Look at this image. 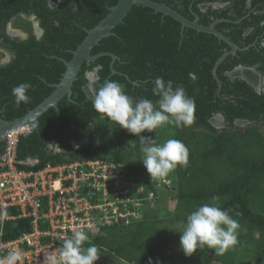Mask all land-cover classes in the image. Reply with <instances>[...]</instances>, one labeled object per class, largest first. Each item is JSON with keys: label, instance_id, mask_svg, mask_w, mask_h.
Segmentation results:
<instances>
[{"label": "trees", "instance_id": "1", "mask_svg": "<svg viewBox=\"0 0 264 264\" xmlns=\"http://www.w3.org/2000/svg\"><path fill=\"white\" fill-rule=\"evenodd\" d=\"M156 1L190 20L197 14L200 23L206 26L217 18L231 20L222 21L216 29L230 36L240 47L249 48L239 50L237 55L229 54L217 66L218 80L214 67L231 48L228 43L211 33L182 28L173 17L135 4L113 34L93 48L92 55H104L83 64L71 97L65 96L58 103L60 115L54 108L49 109L35 121L36 128L30 134L20 136L18 159L36 162L19 168L40 170L48 163L57 165L92 158L129 165L130 175L143 176L144 168L131 161L134 148L130 140L137 136L93 108L92 99L84 90L89 82L88 73L97 69L94 92L105 80H111L122 84L133 98L153 102L158 100L152 92L155 78L171 80L174 87L183 86L187 96L195 102V121L187 127L172 124L175 134L167 137V140H182L189 150L188 165L175 168L172 196H176V208L167 211V215L183 226L187 216L198 206L217 201L239 223L238 242L224 254H217L205 245L191 255L183 252L181 264H241L238 253L249 250L254 244L264 253V192L255 193L261 200L259 203L253 193L264 181V91L259 93L246 81L232 79L227 73L244 65L255 67L264 76V47L260 46V35H264V0H251L257 9L250 13L246 9L248 0ZM117 2L60 0L52 7L49 0H0V50L11 55L6 63H2L0 57V118L11 121L22 117L47 98L66 70L65 61L72 58L73 51L85 38L86 29L97 25ZM216 3L227 4L228 8H214ZM203 4H208L205 11L200 7ZM33 16L43 31L41 36L34 33ZM10 24L21 28L28 36L10 35ZM249 27L252 31L243 35ZM111 53L117 56L115 60ZM24 82L32 85L27 91L30 102L17 106L11 90ZM217 114L224 117L222 129L210 122ZM237 120L250 123L246 129L238 128ZM167 125L170 124L141 135L157 139L154 135L162 129L166 132ZM249 136L255 141L243 142ZM48 142H55L62 149L50 150ZM259 146L260 155H249L247 148L258 149ZM5 147V140H0V155ZM253 205L259 210H253ZM7 213L18 212L9 208ZM242 217L246 218L244 222ZM161 223L159 210L143 209L140 221L87 229L89 241L83 246L94 244L100 254H106L109 259L124 257L129 263L134 260V264H176L179 255L170 246L169 237L164 235L168 226ZM251 223L259 227L257 232L253 231ZM170 226L176 228L174 224ZM30 229L27 218L0 220L3 240L13 239Z\"/></svg>", "mask_w": 264, "mask_h": 264}, {"label": "built area", "instance_id": "2", "mask_svg": "<svg viewBox=\"0 0 264 264\" xmlns=\"http://www.w3.org/2000/svg\"><path fill=\"white\" fill-rule=\"evenodd\" d=\"M31 131L30 127L10 130L0 155V220L27 218L31 224L29 231L13 239L0 238V264H6L14 251L21 254L16 264H48V255L59 256L63 240L74 230L129 224L136 219L138 208L154 198L153 192L147 198L139 196L144 188L137 186L128 172L129 165L123 163L84 158L48 163L40 170L19 168L36 162L17 157L20 136ZM158 181L159 185H171L165 178ZM9 208L18 213L8 214Z\"/></svg>", "mask_w": 264, "mask_h": 264}, {"label": "clouds", "instance_id": "3", "mask_svg": "<svg viewBox=\"0 0 264 264\" xmlns=\"http://www.w3.org/2000/svg\"><path fill=\"white\" fill-rule=\"evenodd\" d=\"M95 83L93 82L94 85ZM153 83L152 92L158 97L156 102L147 98H133L125 92L122 84L111 80H105L95 89L92 100L93 108L97 112L105 114L120 127L139 137L144 154L143 165L151 179L155 178L153 181L145 182L141 193L146 195L139 194L140 197L147 198L150 192L154 193V198L148 203L150 207H153L160 189H172L173 183L167 176L178 165L182 167L188 165L189 150L182 140L169 139L163 144H157L154 139L145 137L141 133L155 131L166 124L187 127L195 121V102L187 96L183 86L174 87L173 81H165L163 77H156ZM31 87L30 83L24 82L12 88L14 103L17 106L22 102H30L27 91ZM47 147L54 151L62 149L55 142H48ZM75 147L78 146L75 144ZM162 178L169 179L171 185H159L158 180ZM136 184L141 186L139 183ZM133 190H136V187ZM213 199L218 200V198ZM145 206L138 208L142 209V215ZM142 219H132L130 223ZM238 228V221L231 218L226 209H222L218 203H206L198 206L187 216L182 231H179L180 246L186 255L193 254L205 245L208 249H214L215 253L222 255L237 244ZM86 241H89V236L85 231L74 230L70 237L63 240L59 256L48 255V264H95L100 257V250L94 244L85 248L83 245ZM20 258L19 251L10 252L6 264H16Z\"/></svg>", "mask_w": 264, "mask_h": 264}, {"label": "water", "instance_id": "4", "mask_svg": "<svg viewBox=\"0 0 264 264\" xmlns=\"http://www.w3.org/2000/svg\"><path fill=\"white\" fill-rule=\"evenodd\" d=\"M59 1L60 0H49V4L52 7H56ZM135 4L150 7L156 12H162L163 15H169L173 17L182 24V28L190 27L198 31L211 33L217 36L219 39L224 40L226 43H228L231 46V50L224 53L216 62L214 67V74L218 80L219 78L216 73L217 66L229 54H235L239 49L238 45H236L226 34L220 32L215 28L216 22L208 26L201 24L200 16L197 14L194 20H190L189 18L180 14L178 11L167 6L165 3H161L156 0H118V2L110 8L109 13L97 25H95L91 29H86L87 34L83 41L78 45L77 49L73 51L72 58L69 61H65L66 70L60 82L53 85L54 91L39 105L29 110L22 117L16 118L11 121L0 118V140H5L6 142L10 130L13 129L28 126L33 131L36 128L35 121L51 108H54L57 114L60 115L58 103L65 96L69 98L71 97L73 84L77 79L78 73L80 72L83 64L85 62L95 61L98 57L104 55V53L92 55L93 48L97 46L102 39L113 34L114 28L124 20V18L127 16L129 11ZM207 7L208 4L202 5L203 9H206ZM31 20H33L34 22L35 32L37 33V36H41L43 31L39 26V23L36 21V17L33 16ZM8 32L10 35L20 38H26L28 36V34L24 30L13 28L11 24L8 27ZM110 55H112L114 60L117 58L115 54L111 53ZM239 68L245 67H235L231 72H228L227 75H229L231 78H236L237 75H233V73ZM88 78L89 82L85 86L84 90L86 91L87 96L93 100L95 96V92L93 90V81L98 78L97 69L93 72H89Z\"/></svg>", "mask_w": 264, "mask_h": 264}, {"label": "rangeland", "instance_id": "5", "mask_svg": "<svg viewBox=\"0 0 264 264\" xmlns=\"http://www.w3.org/2000/svg\"><path fill=\"white\" fill-rule=\"evenodd\" d=\"M13 28H17V27H13ZM0 57L5 61L9 58V55L3 54L2 52H0ZM164 126H165L164 128H166V125H164ZM167 128L168 129L166 132H165V129H162V131L160 133H156L158 135H154L155 137L157 136V139H154L157 144H163L167 140L168 135L173 136L175 134V131H174L172 124L167 125ZM245 140L247 143L250 140L255 141V138L252 139V137L249 136L246 139H243V142ZM130 143H131V146L134 148L133 152H132L131 161H133V163L135 165H138V166H141L142 168H144L143 173H145V174H143V178L138 179V178H136V176L134 174H131L130 177L135 178V183H139L141 186H144L145 182L153 181L155 178L151 179L150 174L147 172L145 166L143 165L142 159L144 158V154L142 151V145L139 141V137L130 140ZM247 152H249L250 153L249 155H251L253 157L258 156L261 154L260 146L258 147V149H257V147L256 148H247ZM167 177H170V179L174 185L175 169L172 172H170ZM119 181H120V178H119ZM121 181L124 183V185L128 186L124 182L123 179H121ZM155 191L157 192V190H155ZM256 192L258 194L260 192H264V181L261 184H259V186L254 190L253 193L255 194ZM157 194H158V197L156 196L157 200L155 201V203L153 205V207H154L153 209L159 210V218L162 221L161 226H168L167 230L164 232V235L169 237L170 246L176 250L177 256L179 255L178 259L176 258V260H175L176 264H178V263L181 264L182 263V260H181L182 259V253L184 251L182 250V248L180 246L181 233L179 231H182V226H181L180 222H178L176 220L169 219L170 217H168V215H167V211H173V209L176 208V206H175L176 201H177L176 196H172L173 191H172V189H169V188H167V190L166 189H160V191ZM145 195L146 194L144 193V196ZM254 199L258 203L261 201L258 199L256 194L254 195ZM262 201H264V200H262ZM215 203H218V205L220 204L217 201ZM252 207H253V210H257V211L259 210V208L256 205H253ZM144 209L149 211L151 209L150 204H146ZM141 211H142V209L137 210V214H136L137 217L135 220H139V219L143 218ZM132 219H134V218H132ZM132 219H131V222H132ZM245 219H246L245 217H242L241 221L244 222ZM172 224H174L176 226V228H178V229H176V228L172 229V227L170 226ZM251 224L252 225H250V226L253 228V231L257 232L259 227L256 224H253V223H251ZM178 226L181 228L179 229ZM238 255L241 256V259L240 258L238 259V263L243 264V263L251 262L252 264H264V253L260 249H258L256 244L252 245L249 248V250H247V251H245V250L241 251L240 253H238ZM109 258L110 257H108L106 254H100V257L97 260V262H98V264H104V262H106V261H110L113 264H131V263L127 262L128 260H125L126 258H121V257L120 258L116 257L114 259H109Z\"/></svg>", "mask_w": 264, "mask_h": 264}, {"label": "flooded vegetation", "instance_id": "6", "mask_svg": "<svg viewBox=\"0 0 264 264\" xmlns=\"http://www.w3.org/2000/svg\"><path fill=\"white\" fill-rule=\"evenodd\" d=\"M263 5V7H264V4H262ZM201 7V9L202 10H206V9H203L202 8V5L200 6ZM213 7L214 8H228V6H227V4H221V3H216V4H214L213 5ZM246 9H248V12L247 13H250L253 9H257V6H255V5H253L252 4V1L251 0H248V2H247V5H246ZM258 10L256 11V14H258ZM222 21H231V20H229V19H221V18H217V19H215L212 23H214V22H216V25H218L219 23H221ZM32 22H33V20H32ZM38 22V21H37ZM232 22H234V23H237L238 21H232ZM211 23V24H212ZM210 24V25H211ZM216 25H215V28H217L216 27ZM40 26V25H39ZM33 27H34V33L37 35V33L35 32V26H34V22H33ZM19 29H21V28H19ZM226 30H228V31H230L229 29H228V27H227V29ZM252 31V28L251 27H249V28H247L245 31H244V33H243V35H247V34H249L250 32ZM13 36V35H12ZM260 36H262L261 38H260V46H262V47H264V35H260ZM231 40H232V38L230 37V36H228ZM236 45H238L234 40H232ZM229 45V44H228ZM231 47V46H230ZM238 47H239V49L236 51V53L235 54H232V55H237V53H238V51L239 50H247L248 48H249V46H247V47H240L239 45H238ZM229 50H231V48L229 49ZM228 50V51H229ZM0 52H2L1 50H0ZM3 53V52H2ZM3 54H8L9 55V58L7 59V60H3L2 59V63H6V62H8V61H10V59H11V55L9 54V53H3ZM238 66H242V67H245L246 69L245 70H247L249 73H251V74H253L254 75V77H255V80H256V82H257V84H256V86L253 84V83H251V81H250V79H248V78H246L245 76H242L241 74L239 75V73H237L238 75L236 76V78H240V79H242V80H244V81H246L249 85H251L254 89H255V91H257V92H259V93H261L262 91H264V76H263V74L260 72V71H258L255 67H249V66H244V65H238ZM237 66V67H238ZM239 69H241V68H239ZM239 69H237V70H239ZM237 70H236V72H237ZM231 72V71H230ZM232 79H235V77L234 78H232ZM217 117V118H216ZM215 120V121H214ZM210 122L212 123V125H214L216 128H218V129H222L224 126H225V121H224V117L221 115V114H217V115H215L214 117H212L211 119H210ZM221 122H222V124H221ZM249 121H247V120H237V121H235V125L238 127V128H247V126L249 125ZM134 175L136 176V178H142L143 176H137L135 173H134ZM135 179V178H134Z\"/></svg>", "mask_w": 264, "mask_h": 264}, {"label": "bare ground", "instance_id": "7", "mask_svg": "<svg viewBox=\"0 0 264 264\" xmlns=\"http://www.w3.org/2000/svg\"><path fill=\"white\" fill-rule=\"evenodd\" d=\"M246 68H241L239 70H237V72L235 71L233 73V75H238L237 73H239V75L241 74L242 76H245L246 78L250 79L251 83H253L255 86L257 84L255 77L253 74L249 73L247 70H245Z\"/></svg>", "mask_w": 264, "mask_h": 264}, {"label": "crops", "instance_id": "8", "mask_svg": "<svg viewBox=\"0 0 264 264\" xmlns=\"http://www.w3.org/2000/svg\"><path fill=\"white\" fill-rule=\"evenodd\" d=\"M151 208H152V207H151ZM123 258H124V257H123ZM125 260H126V259H125ZM127 262H128V261H127ZM130 263H131V264H134V260H132V261L130 260Z\"/></svg>", "mask_w": 264, "mask_h": 264}]
</instances>
